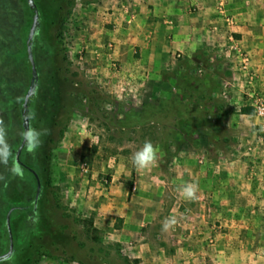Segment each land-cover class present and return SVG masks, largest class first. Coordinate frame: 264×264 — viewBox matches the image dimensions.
Instances as JSON below:
<instances>
[{
	"label": "rangeland",
	"instance_id": "obj_1",
	"mask_svg": "<svg viewBox=\"0 0 264 264\" xmlns=\"http://www.w3.org/2000/svg\"><path fill=\"white\" fill-rule=\"evenodd\" d=\"M130 1L34 0L40 17V31L34 42L39 88L31 107L30 125L46 134L34 152L28 148L23 151L21 160L36 173L35 178L15 159L23 139V102L31 84L28 42L34 13L28 0H0V122L12 153L7 165L0 164V256L9 250V233L15 247L12 258L0 264H141L145 259L137 256L145 245L140 246L130 236L131 240L121 238L124 218L104 220L85 204L88 195L77 197L75 187L83 180L89 183V190L99 183L101 195L109 187L127 184L126 199L130 203L140 172L132 163V155L145 141H151L158 148L156 174L172 188L165 192L169 206L162 219L165 222L170 216L176 218V211L171 210L177 199L173 182L178 180L179 155L186 152L187 156L204 154L215 158L234 151L244 158L254 154L256 143H264V121L253 125L251 118L243 116V110L250 108L249 90H243L240 99L236 94L242 85L245 88L239 57L215 46L218 40L213 34L203 37L207 47L191 58V64L187 62L186 75L168 71L169 78L176 80L180 98L174 94L169 100L152 99L147 93V77L130 74L115 60L108 33L116 25L110 17L115 11L128 13ZM191 1L194 13L193 8L196 12L202 9ZM240 1L245 13L264 14V0ZM121 15L128 17L123 28L130 26V15L136 16ZM99 47L107 50L109 60L103 73L88 65L91 50ZM171 56L181 66L187 60L180 51L171 52ZM135 59H141L137 51ZM212 60L214 64L218 61L216 68L211 66ZM206 140L217 142L216 146L197 145ZM249 141L254 144L251 148L237 147ZM184 142L194 146H183ZM226 142L236 146L226 147ZM146 172L149 169L140 173ZM93 197L99 198L97 194ZM247 198L235 196L233 214L237 218ZM252 202L258 204L256 200ZM192 221L185 217V223ZM216 228L218 233L227 229L219 222ZM236 228L231 229L235 236L230 254L218 259L217 264H264V242L248 244L241 239L246 228L241 224ZM256 229L249 237H257L259 232L264 238V233ZM192 230L184 228L183 222L176 224L168 231L162 230L165 237L156 236L149 245L158 255L166 251L164 264H214L210 258L214 242L196 244L189 238ZM143 232L146 236L152 231L144 227ZM248 248L256 255L253 259L243 252ZM256 250L261 253H253Z\"/></svg>",
	"mask_w": 264,
	"mask_h": 264
},
{
	"label": "crops",
	"instance_id": "obj_2",
	"mask_svg": "<svg viewBox=\"0 0 264 264\" xmlns=\"http://www.w3.org/2000/svg\"><path fill=\"white\" fill-rule=\"evenodd\" d=\"M188 1L191 0H131L128 13L124 10L112 13L110 22L116 25V29L108 35L109 40L114 44L115 60L126 67L130 74H144L147 77V93L152 99L169 100L175 95L180 98L181 92L176 89V80L169 78L167 73L173 69L179 75H186L187 71L184 68L188 67L187 62L191 64V58L194 59L200 49L207 47L203 37L211 33L218 40L215 46L224 47L226 54H235L239 57L238 53L232 50L235 44L242 52L250 55L253 69L257 73L256 85L264 92V14L245 13L244 4L240 0H192V4L198 6L200 4L202 8L197 12L193 8L194 13ZM221 6L226 14L233 18L232 25H228L220 16ZM121 14H136L129 16L128 28H123L124 20L128 17ZM230 35L233 36V40ZM91 51L88 65L95 68L97 73L99 70L103 73V69L109 67V60L106 59L107 50L99 47ZM136 51L141 56L139 61L135 59ZM177 51L182 52L185 60L187 59L182 66L171 56V52ZM217 65L218 61L215 64L213 62L211 66L216 68ZM201 71L202 69H199V72ZM110 73L114 75L113 77L118 76L116 72ZM242 82L245 88L242 85L236 91L238 99L241 98L242 91L247 93L246 90L249 88L245 80ZM243 116L251 118L253 125H257L258 121L262 120L254 114H243ZM259 142L256 145L250 141L245 145L244 142L237 144V147L250 145L249 148L254 145L252 151L254 154L244 158L239 157L234 151L230 154L225 151V155H217L215 158L204 154L187 156L186 152L178 156V180L177 183L173 182L177 199L171 211H176L177 224L181 225L183 222L184 228L193 229L189 238H193L196 244L214 242L210 253L214 264H217L218 259L230 254L235 236L231 229L235 231L240 224L242 228H246L242 237L239 235L241 239H245L248 244L250 241L252 244L264 242L259 232L257 235L261 238L249 237L254 234L256 228L262 232V235L264 233V143ZM216 143L206 140L197 145L211 148L216 146ZM187 145L194 146L190 142L183 143V146ZM225 146L236 145L226 142ZM209 152L211 151L207 150V153L211 154ZM140 172L135 178L137 190L132 195L130 203H127L126 199L127 184L109 187V191L100 195L97 189L101 186L99 183H94L95 185L89 190V183L83 180L82 184L75 187L77 197L88 195L85 204L103 216L104 220L107 217L124 218L121 238L138 241L140 246L145 245L143 252L140 250L137 256L145 259L141 264H164L167 261L166 251L163 249L158 255L157 251L152 250L150 243L156 239V236L165 237L160 225L164 223L162 219L169 209L165 201V192L172 188L165 179H161L156 174L155 166L149 169L147 174ZM185 183L198 185V200L189 201L181 196L178 189ZM96 194L99 196L98 199L93 197ZM241 194L248 198L246 206L239 209L241 217L237 218L233 214L236 210L233 207L237 205L234 200L235 196ZM252 200H256L258 204L253 203ZM185 217L193 218L194 221L187 224ZM180 219L182 222H179ZM218 222L227 228L225 233H218L216 228ZM144 227L152 232L145 236ZM163 241H166V238ZM243 252L248 259L256 256L249 248L244 249ZM253 253L261 252L256 250Z\"/></svg>",
	"mask_w": 264,
	"mask_h": 264
},
{
	"label": "clouds",
	"instance_id": "obj_3",
	"mask_svg": "<svg viewBox=\"0 0 264 264\" xmlns=\"http://www.w3.org/2000/svg\"><path fill=\"white\" fill-rule=\"evenodd\" d=\"M46 134L43 129L28 128L21 133L23 140L30 152H34L42 143L41 137ZM12 153L6 140V130L0 122V164H8ZM132 163L137 171L148 170L154 167L158 160V148L151 141H145L142 147L133 153ZM18 172L17 169H13ZM181 196L189 201L198 200L199 187L195 183H185L179 189ZM177 224L174 216L166 218L163 224V231H168Z\"/></svg>",
	"mask_w": 264,
	"mask_h": 264
},
{
	"label": "built area",
	"instance_id": "obj_4",
	"mask_svg": "<svg viewBox=\"0 0 264 264\" xmlns=\"http://www.w3.org/2000/svg\"><path fill=\"white\" fill-rule=\"evenodd\" d=\"M220 16L222 19L228 24L232 25L233 18L226 14L224 8H220ZM233 40V36L230 35ZM232 50L237 52L240 57V70L242 72L243 80H245L248 84V97H249V105L253 108L255 115L258 118H261L264 121V95L259 92L257 84V73L253 69L251 57L249 54L242 52L238 45H233ZM85 173H89L88 168H84Z\"/></svg>",
	"mask_w": 264,
	"mask_h": 264
},
{
	"label": "water",
	"instance_id": "obj_5",
	"mask_svg": "<svg viewBox=\"0 0 264 264\" xmlns=\"http://www.w3.org/2000/svg\"><path fill=\"white\" fill-rule=\"evenodd\" d=\"M30 6L32 8H35V3H34V0H28ZM39 23H40V17H39V14L38 12L35 13V16H34V19H33V24H32V27H31V31H30V36H29V47H28V50H29V60H31L32 62H34V51H33V44H34V40H35V33H36V30L39 28ZM38 79V75H37V72L35 70V68H33V78H32V83H31V86H30V89H29V92L27 94V97H26V101H25V104H24V108H25V118H26V122L27 124L29 123V116H28V100L31 96V94L34 92V90H36L37 88V83H36V80ZM22 149V146L19 150ZM17 159H19V154H17ZM39 193V191H38ZM10 219H11V214L8 215L7 217V226L10 230ZM10 249H9V252H7L6 254L0 256V261L1 259H4V260H9V257L15 253V247H14V244H13V238L10 234V245H9Z\"/></svg>",
	"mask_w": 264,
	"mask_h": 264
},
{
	"label": "flooded vegetation",
	"instance_id": "obj_6",
	"mask_svg": "<svg viewBox=\"0 0 264 264\" xmlns=\"http://www.w3.org/2000/svg\"><path fill=\"white\" fill-rule=\"evenodd\" d=\"M31 9H32V11H33V13H34V16H35V13L37 12V10H36V8H32L31 7ZM34 19V18H33ZM33 24V23H32ZM40 31V23H39V28L36 30V33H35V39H36V36H37V34H38V32ZM34 42H35V40H34ZM28 45H30V43L28 42ZM33 51H34V44H33ZM28 54H29V50H28ZM29 58V57H28ZM29 60V59H28ZM29 62H30V65H31V83H32V78H33V68H35L34 67V62H32L31 60H29ZM36 83H37V88H36V90H34V92L31 94V96L33 95V94H36L37 93V91H38V88H39V84H38V79L36 80ZM30 86H31V84H30ZM28 92H29V90H28ZM28 94V93H27ZM27 94H26V96H25V98H24V102H23V107H22V112H23V119H24V131L26 130V129H28V128H31V125H30V118L31 117H29V123L27 124V122H26V116H25V108H24V104H25V101H26V97H27ZM31 96H30V98H29V100H28V105H29V101H30V99H31ZM28 111H29V108H28ZM28 116H29V114H28ZM21 146H22V149L21 150H19L20 148H21ZM25 149H27V146H26V144H25V141L22 139V142L20 143V145H19V148H18V150H17V152H16V155H15V159H16V162H17V165L19 166H21V168L22 169H24V167L25 168H27V166L22 162V160H21V156H22V153H23V151L25 150ZM17 154H19V159H17ZM29 171H32V170H30L29 168H27ZM32 173L35 175L36 173L34 172V171H32ZM35 178H37V175H35ZM38 195H39V193H38ZM36 199H38V196L36 197ZM15 209H17V208H14V210ZM12 213H13V210H10L9 211V214H11V216H12ZM8 217V216H7ZM9 237H10V233H9ZM9 240H10V238H9ZM10 245V244H9ZM9 249H10V247H9ZM7 252H9V250L7 251ZM6 252V253H7ZM14 255V253L9 257V260L12 258V256ZM4 259H1V261H3Z\"/></svg>",
	"mask_w": 264,
	"mask_h": 264
},
{
	"label": "trees",
	"instance_id": "obj_7",
	"mask_svg": "<svg viewBox=\"0 0 264 264\" xmlns=\"http://www.w3.org/2000/svg\"><path fill=\"white\" fill-rule=\"evenodd\" d=\"M34 97H35V94H33L32 96H31V99H30V101H29V105H28V108H29V111H28V114H29V117H31V107H32V104H33V102H34ZM243 113H246V114H248V113H254V110H253V108L252 107H250V108H248V109H244L243 110ZM36 175V174H35ZM26 208H28V206H26L25 207V209ZM136 263L138 262V261H135Z\"/></svg>",
	"mask_w": 264,
	"mask_h": 264
}]
</instances>
